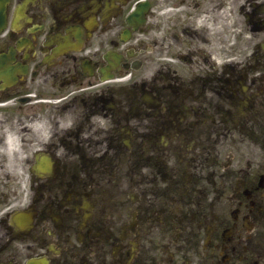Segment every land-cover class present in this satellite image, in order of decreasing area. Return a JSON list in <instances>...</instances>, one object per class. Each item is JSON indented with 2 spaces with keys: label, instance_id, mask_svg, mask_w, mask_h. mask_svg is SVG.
<instances>
[{
  "label": "flooded vegetation",
  "instance_id": "flooded-vegetation-1",
  "mask_svg": "<svg viewBox=\"0 0 264 264\" xmlns=\"http://www.w3.org/2000/svg\"><path fill=\"white\" fill-rule=\"evenodd\" d=\"M0 264H264V0H0Z\"/></svg>",
  "mask_w": 264,
  "mask_h": 264
}]
</instances>
